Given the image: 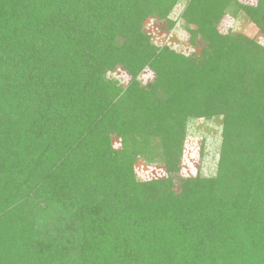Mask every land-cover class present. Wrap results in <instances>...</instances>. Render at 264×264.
Masks as SVG:
<instances>
[{
	"label": "trees",
	"instance_id": "16d2710c",
	"mask_svg": "<svg viewBox=\"0 0 264 264\" xmlns=\"http://www.w3.org/2000/svg\"><path fill=\"white\" fill-rule=\"evenodd\" d=\"M178 2L0 0V264H264V48L217 29L264 36V0H187L190 56L144 30ZM215 116V175L182 180L188 120Z\"/></svg>",
	"mask_w": 264,
	"mask_h": 264
},
{
	"label": "rangeland",
	"instance_id": "374dc122",
	"mask_svg": "<svg viewBox=\"0 0 264 264\" xmlns=\"http://www.w3.org/2000/svg\"><path fill=\"white\" fill-rule=\"evenodd\" d=\"M234 1L240 5L250 7H255L258 2V0ZM186 2L187 0H179L169 14V20L173 22V26L170 29L163 21L148 18L143 23L144 30L149 36L150 42L156 47L167 46L184 56L198 55L201 43L197 41L196 46H191L188 31L181 18V12ZM233 13L231 9L226 12L217 26L218 31L223 35L228 32L242 34L264 48V36L254 23L241 12ZM187 28L191 29L193 26H187ZM152 76V70L145 69L139 75L138 81L146 84L151 80ZM107 78L122 84L129 81V76L120 68L114 72L107 73ZM221 126V116H215L209 120L204 118L188 120L178 173L182 180H190L196 176L210 178L215 175L221 142ZM134 171L139 181L161 179L166 176L162 166L145 165L142 161H138L134 165ZM205 205L206 203H202V206Z\"/></svg>",
	"mask_w": 264,
	"mask_h": 264
}]
</instances>
